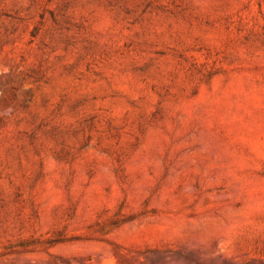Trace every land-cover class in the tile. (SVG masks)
Segmentation results:
<instances>
[{"label": "rangeland", "instance_id": "374dc122", "mask_svg": "<svg viewBox=\"0 0 264 264\" xmlns=\"http://www.w3.org/2000/svg\"><path fill=\"white\" fill-rule=\"evenodd\" d=\"M0 264H264V0H0Z\"/></svg>", "mask_w": 264, "mask_h": 264}]
</instances>
